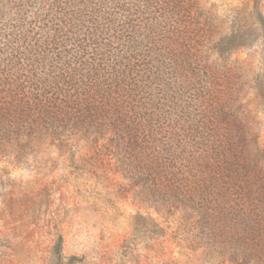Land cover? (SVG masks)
Listing matches in <instances>:
<instances>
[{"label":"rangeland","instance_id":"1","mask_svg":"<svg viewBox=\"0 0 264 264\" xmlns=\"http://www.w3.org/2000/svg\"><path fill=\"white\" fill-rule=\"evenodd\" d=\"M263 175L264 0H0V264H264Z\"/></svg>","mask_w":264,"mask_h":264},{"label":"trees","instance_id":"2","mask_svg":"<svg viewBox=\"0 0 264 264\" xmlns=\"http://www.w3.org/2000/svg\"><path fill=\"white\" fill-rule=\"evenodd\" d=\"M121 136V135H120ZM236 151H239V150H235V153L233 154V156L236 158V159H238V160H240L241 162H244V163H247L248 162V156H245L244 154H242L243 152L240 150L239 151V153L237 154L236 153ZM255 170L253 169V172H254ZM264 176V175H263ZM258 179H264V177L262 178V177H260V178H258Z\"/></svg>","mask_w":264,"mask_h":264}]
</instances>
